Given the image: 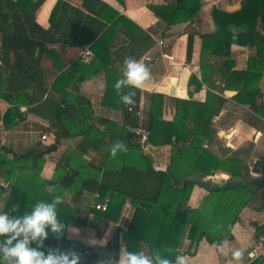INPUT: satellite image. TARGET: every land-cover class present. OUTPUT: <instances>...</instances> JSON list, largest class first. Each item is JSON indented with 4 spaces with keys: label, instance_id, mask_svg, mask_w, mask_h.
<instances>
[{
    "label": "trees",
    "instance_id": "trees-1",
    "mask_svg": "<svg viewBox=\"0 0 264 264\" xmlns=\"http://www.w3.org/2000/svg\"><path fill=\"white\" fill-rule=\"evenodd\" d=\"M43 1L0 0V56L2 58V53L7 55L10 50L28 54L33 66L28 65L27 68L34 70L35 77V80L30 82L25 77L30 76L32 72L22 64L15 65L12 70H15V83L18 86L23 80V84L14 91L12 82L7 81L8 93L4 94V98L10 99L11 94L19 95L24 92L22 95L28 105L35 101V93L45 92L40 78L41 72L34 67V53L38 48L40 54L50 28L56 30L54 24L64 23L67 29L79 31L80 35L85 37L80 45L97 41L93 50L95 58H98L100 51L96 47L100 46L102 40L111 32L107 24L111 23L110 26L119 28V23L128 22L101 0H82L80 7L85 12L64 1H57L49 15V27L44 29L35 22V12ZM173 2V7L149 4L148 8L157 18L164 21L167 28L175 24H187L186 61L191 58L192 38L197 37L199 77L190 75L187 85L193 88V91L201 89L203 85L209 90L206 91L203 102L193 101L192 92H188V99L174 98V114L169 120L163 118L165 95L158 92L150 95L146 142L157 148H169L165 171L153 168L151 158L139 144L143 132L137 127V120L129 113L125 114L123 125L119 128L106 120H97V123L104 127L103 131L93 123L87 122L83 130L69 134L59 122L60 126L52 130L51 143L39 145L23 153H13L11 158L0 154V178L3 181H8L14 168L22 169L18 180L10 185L2 212H7L10 217L23 215L30 211L37 201L51 202L54 196L69 192V203L65 204L61 200L57 205V218L65 224L75 221L84 223L85 219L77 204L84 191L97 193L99 198L96 201L103 197L109 198L106 211L94 218L97 223L117 221L126 203L133 208L128 226L123 231L126 250L144 251L150 258L153 251H158L162 257L174 262L177 255L187 254L202 239L208 243L222 239L244 207L256 200L262 203L259 208L263 206L264 187L249 189L238 185L217 191L206 189V194L199 204L195 208H189L188 200L194 184L186 178L199 175L202 179H207L216 172H221L232 178L251 179L248 166L238 158L237 152L223 157V150L216 143L212 121L226 107L235 110L247 109L264 120V105L259 103L262 95L258 89L260 78L264 75V0L242 2L237 10L230 13L213 8V30L205 33L200 30L198 17L201 0ZM78 26H81L80 29ZM132 27L140 31L139 28L133 25ZM90 29H95L91 36L88 35ZM126 35L131 39L130 47H135V51L127 57L138 60L153 44L149 40L144 44L143 39H137L130 32H126ZM122 44L124 45H120V48L127 46V43ZM233 45L255 49L244 70L235 69L231 53ZM106 50L103 49V52ZM93 59L88 63L91 74L99 69H95L96 63ZM105 63L107 62L100 64L102 68H106ZM87 77L82 76L78 81ZM215 81L218 82L217 85ZM29 87H32L33 94L25 92ZM230 87L238 88L236 93L230 96L231 101L217 95L224 88ZM118 91L122 93L123 88ZM126 92H134L136 101L139 94L137 88L129 86ZM77 100L80 108L86 103L82 98ZM59 101L62 104L67 102L64 96L61 99L52 97L47 101L48 106L51 107ZM71 110L78 114L75 107ZM80 113L79 115H82ZM82 116L89 118L84 114ZM83 117L80 118L84 120ZM67 137L78 139V143L69 152H63L55 158V169L49 181L41 179L40 172L44 160L51 158L59 150L61 138ZM116 142L122 143L124 148L111 154L110 149ZM88 150H92L94 156L85 160L82 155ZM257 167L262 171L261 181L264 183V160H260ZM84 172L88 175L82 176ZM3 192L4 188L0 186V197ZM119 232L121 229L116 228L114 236L106 244L89 248V254L83 264H99L100 261L117 259ZM183 239L188 240V244L181 252L178 247ZM66 243L74 253H83L81 243ZM31 246L35 247V244ZM41 250H51V247L45 245Z\"/></svg>",
    "mask_w": 264,
    "mask_h": 264
},
{
    "label": "crops",
    "instance_id": "crops-1",
    "mask_svg": "<svg viewBox=\"0 0 264 264\" xmlns=\"http://www.w3.org/2000/svg\"><path fill=\"white\" fill-rule=\"evenodd\" d=\"M14 1V0H13ZM31 0H27L30 2ZM34 1V0H32ZM57 1H64L81 11L85 10L80 7L82 0H44L38 10L35 12V22L42 28L49 27V15ZM112 9L118 12L119 16L124 17L128 22L119 23V28L115 25L107 26L111 28V32L102 40V44L98 48V58H95L93 46L96 42L80 45L85 40L79 31L67 29L65 24H54L56 30L50 28L47 40L43 42L42 51L38 53L35 50L36 57L34 67L41 72L42 84L45 88L44 93H35L33 95L35 101L29 105L23 98V93L19 95L11 94L10 99L4 98L7 92L8 83L12 82V89L15 91L18 86L23 84V80L15 83L13 70L15 65L22 64L26 68L32 65L28 54L21 52H10L7 55L2 53L0 56V154L6 158H11L13 153H23L35 149L39 145H46L52 141V130L58 128L60 123L69 133H76L83 130L87 122L93 123L101 131L104 127L97 123V120H106L113 124L116 128L123 125L124 116L128 114L125 109L126 104L121 102L120 95L126 92L122 86L123 92L119 93L114 88V84L119 74L122 73L123 61L135 51V47H130V38L126 32H130L137 39L152 41V46L138 59L144 64L149 71L148 78L139 88V94L136 101L133 96L134 103L131 104L143 110V118L137 120V127L141 132L148 128V114L150 109V95L154 92L165 95L163 118L169 120L174 114L173 99H188V92H192L191 99L197 102H203L206 97V91L209 90L205 85L197 91L189 88L187 83L190 75H196L198 72V49L199 41L196 36L192 38V53L189 61L185 59V47L187 35L186 23L175 24L166 27L161 19L157 18L151 10L149 4H162L165 7H173L174 0H101ZM249 0H201V6L198 11L200 18L201 32H211L213 30V22L211 19V10L213 8L224 12H234L238 9L242 2ZM110 17L109 15H107ZM102 22H104L101 19ZM77 24V23H76ZM133 26L139 28V32ZM79 27V26H78ZM81 27V26H80ZM79 27V29H80ZM195 28V27H194ZM196 29V28H195ZM93 30L88 31V35H93ZM1 38V34H0ZM1 42V41H0ZM127 43L126 47L120 48V45ZM80 45V46H79ZM88 49L91 56H82V51ZM103 49H107L103 52ZM231 53L235 63V69L244 70L249 57L253 56L255 49L253 47L231 46ZM94 58V59H93ZM93 59L96 64L97 72L91 74L89 62ZM106 65L102 68L101 65ZM101 64V65H100ZM94 69V70H95ZM32 72L25 79L30 82L35 80ZM66 73V74H63ZM87 75H89L87 77ZM122 75V74H121ZM60 76V77H59ZM82 76H86L84 80L78 81ZM56 85L53 87L54 83ZM218 82L215 81V85ZM53 88V89H52ZM170 89L172 94H170ZM237 87L224 88L217 95L223 99L230 100V96L236 93ZM261 93L260 104L264 105V75L261 76L259 85ZM213 91V90H210ZM26 93H32V87L25 90ZM66 93V95L64 94ZM66 99V104L60 101L48 106V100L52 97ZM78 98L85 100L83 107H79ZM75 107L78 114L71 109ZM77 113V111H75ZM79 112L88 116L85 118L79 115ZM80 113V114H81ZM73 114V115H72ZM76 115V116H74ZM83 117V119L81 118ZM60 120V121H59ZM212 127L216 132V143L221 146L223 157H229L234 154L241 159L249 169L250 178L262 177L260 170L258 176L251 173L253 163L264 160V120L258 118L247 109H237L226 107L222 109L212 121ZM46 135L47 140H41V135ZM225 135V138L223 137ZM78 143V139L71 137L61 138V146L59 150L53 154L51 158H46L43 162L40 177L49 181L53 176L55 169V158L59 157L63 152H69L74 145ZM212 149L215 150V148ZM169 148L164 146L154 147L147 145V153L152 164L165 168L166 158ZM94 156L92 150H88L83 159L89 160ZM22 174V169L16 167L9 175L8 181L0 178V186L4 188V192L0 197V212H2L3 202L10 189V185L15 183ZM88 173H82L87 176ZM226 175V176H225ZM228 174L216 172L213 176L205 180L212 181L214 178L225 179ZM206 194V189L194 185L188 200V207L195 208L202 197ZM97 193L84 191L77 207L82 213L85 222H74L72 226L65 230L62 238V246L68 247L67 241L79 242L83 245L84 250L91 248L93 245H104L113 236L116 228L121 229L117 234V258L122 249L126 250L124 229L128 226L131 219L133 208L126 203L121 209L120 215L115 222L97 223L95 217H99L101 213L93 210V203L99 198ZM61 200L66 204L69 203L71 194L64 192ZM258 200L244 207L237 220L224 233V237L212 243H208L204 239L198 242L196 246L182 254L186 259V264H263L264 258L259 254L256 243L259 237L264 238V203ZM56 234L49 233L43 242V246H50L55 243ZM188 244V240L183 239L178 247L182 252ZM242 249L243 256L240 260L231 257L232 250ZM72 249V248H71ZM82 262V254L79 264ZM83 264V262H82Z\"/></svg>",
    "mask_w": 264,
    "mask_h": 264
},
{
    "label": "clouds",
    "instance_id": "clouds-1",
    "mask_svg": "<svg viewBox=\"0 0 264 264\" xmlns=\"http://www.w3.org/2000/svg\"><path fill=\"white\" fill-rule=\"evenodd\" d=\"M148 68L138 60L126 57L123 61L122 77L118 78L114 88L123 87L136 89L148 78ZM134 92H125L120 100L126 105L134 103ZM124 146L116 142L110 149L115 154ZM61 196H54L51 202L37 201L30 211L19 216H9L0 212V264H79V257L74 252H58V250H41L43 242L49 233L57 236L64 233V225L57 218V205ZM35 244V247L31 245ZM243 251L240 248L232 250L231 257L240 260ZM99 264H186L184 256L177 255L175 261L161 256L153 251L151 258L144 251H128L122 249L115 260L100 261Z\"/></svg>",
    "mask_w": 264,
    "mask_h": 264
},
{
    "label": "water",
    "instance_id": "water-1",
    "mask_svg": "<svg viewBox=\"0 0 264 264\" xmlns=\"http://www.w3.org/2000/svg\"><path fill=\"white\" fill-rule=\"evenodd\" d=\"M172 90L170 89V94H172ZM258 162L255 161L253 163V166L251 168V173H253L254 175L259 174L260 170L257 167ZM153 168L157 171H165L164 167L161 166H157L152 164ZM186 180L190 181L191 183H193L196 186L202 187L203 189H207V190H211V191H217V190H221L225 187H235L238 185H244L245 187L249 188V189H258L260 187H264V183L261 181V179L259 177H254L251 178L249 180H245L243 178L240 177H228L225 179H217L214 178V180L212 181H208L205 179H202L199 175H191L189 177L186 178ZM73 252V250L71 248L65 247V246H60L58 248V252Z\"/></svg>",
    "mask_w": 264,
    "mask_h": 264
},
{
    "label": "built area",
    "instance_id": "built-area-1",
    "mask_svg": "<svg viewBox=\"0 0 264 264\" xmlns=\"http://www.w3.org/2000/svg\"><path fill=\"white\" fill-rule=\"evenodd\" d=\"M82 56H84V57L91 56V52L88 49H84L82 51ZM125 109L132 117H134L136 119L143 118L144 114H143V110L141 108L135 107L133 105H126ZM147 135H148V131L143 130L141 140L139 141V144L145 153H147V145H148V143L146 142ZM40 138H41V140H47L48 139V137L44 134L41 135ZM97 197H98V195H97ZM108 204H109V198L103 197L99 201H96L95 203H93L92 208L94 211L102 213V212L106 211ZM62 224L64 225V230H66L72 226V223L65 224L62 222ZM62 238H63V234L59 235V236L56 235V241L52 245L51 250H58V248L60 246H62ZM256 248L258 249L259 254L264 258V238L263 237L258 238V241L256 243ZM88 254H89V250L85 249L82 253V262H84L86 260V257ZM82 262H81V264H82Z\"/></svg>",
    "mask_w": 264,
    "mask_h": 264
},
{
    "label": "rangeland",
    "instance_id": "rangeland-1",
    "mask_svg": "<svg viewBox=\"0 0 264 264\" xmlns=\"http://www.w3.org/2000/svg\"><path fill=\"white\" fill-rule=\"evenodd\" d=\"M225 138V135L223 136ZM226 176V175H225ZM230 177V176H229ZM228 178V177H227ZM223 179V178H222ZM65 232V231H64ZM77 256L79 257V261L81 259V254H77Z\"/></svg>",
    "mask_w": 264,
    "mask_h": 264
}]
</instances>
